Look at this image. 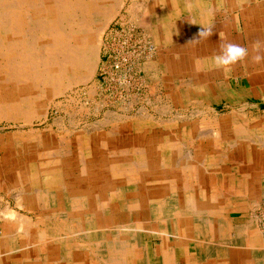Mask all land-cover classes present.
Listing matches in <instances>:
<instances>
[{"label": "rangeland", "instance_id": "374dc122", "mask_svg": "<svg viewBox=\"0 0 264 264\" xmlns=\"http://www.w3.org/2000/svg\"><path fill=\"white\" fill-rule=\"evenodd\" d=\"M7 1L17 5L0 2L4 77L9 61L33 54L20 41L33 27L30 0ZM37 1L50 23L55 5ZM68 1L67 16L83 23L74 40L82 41L91 71L70 68L53 87L26 91L10 81L0 88V227L9 223L5 232L23 236L13 211L35 228L27 232L51 241L88 238L94 250L159 239L175 229L178 211L193 216L190 200L214 190V170L264 146V0ZM8 37L20 52L7 51ZM226 43L248 55L218 65Z\"/></svg>", "mask_w": 264, "mask_h": 264}, {"label": "crops", "instance_id": "0c3cea01", "mask_svg": "<svg viewBox=\"0 0 264 264\" xmlns=\"http://www.w3.org/2000/svg\"><path fill=\"white\" fill-rule=\"evenodd\" d=\"M240 159L210 174L216 178L214 190L209 189L213 191L188 202L189 209H202L201 212L194 211L193 216L186 219L184 209L178 211L175 229L171 234L160 233V240L152 236L144 241L135 238L127 245H121L117 240L113 245L103 244L94 250L88 238L63 237L51 241L52 237L45 239L40 233L27 232L35 229L29 224L22 230L17 228L24 232L22 237L15 236L5 232L10 225L6 223L0 227V264H116V261L117 264H264V230L259 217V207L264 199V146L248 149ZM191 203L195 205L192 208Z\"/></svg>", "mask_w": 264, "mask_h": 264}, {"label": "bare ground", "instance_id": "6f19581e", "mask_svg": "<svg viewBox=\"0 0 264 264\" xmlns=\"http://www.w3.org/2000/svg\"><path fill=\"white\" fill-rule=\"evenodd\" d=\"M17 1V0H15ZM43 1V0H42ZM54 5H55V13H54V19H52V21H49L46 19L47 18V11L44 9V5L43 3L40 1H33L30 0L31 4V9H32V15L30 16V20L33 22V27H28L27 29H23L22 31H26L27 35L30 36L29 40L26 39V37H22V39L20 40L22 43L26 44L28 43V45L33 49V54L32 55H28L29 57H21L19 63H15L14 64L12 62L9 61V66L10 69L7 72V76L4 77L3 75H1L0 73V88L5 87V86H9L10 81H12V83H15V86H17V88L20 87L21 88H25L24 90L29 91L30 89H32L31 85L32 84H38L40 85L41 83H43L45 86H50L53 87L57 81L62 77L65 76L66 71L69 70L70 68H74L76 66H83L86 68V70L91 71V65L89 60L87 61L85 59V52H84V47L82 48V41H76L75 39V34H74V30L81 28L83 25V23L81 22H77L78 24L75 25L76 23V19L73 16H67L68 13V9L70 7H72L73 2L72 1H68V0H50ZM74 1V0H73ZM99 0H93V2H98ZM137 1V0H136ZM0 2H2V6H5L6 4H8L7 0H1ZM105 2V1H104ZM13 3V5H12ZM110 3V2H109ZM119 3V2H118ZM116 4V3H115ZM135 4V3H132ZM147 4V3H146ZM9 6H16L17 3L16 2H9L8 4ZM110 5V4H109ZM74 6V5H73ZM115 6V5H114ZM131 6V5H130ZM129 6V9H130ZM137 6V5H136ZM100 8V7H99ZM207 8V7H205ZM82 3H80V10L82 11ZM115 9V8H114ZM110 10V9H108ZM137 10V9H136ZM226 10V9H224ZM102 11V10H101ZM139 10H137L136 12L138 13ZM181 11V10H180ZM201 11V10H200ZM207 11V10H206ZM133 12V11H132ZM140 12V11H139ZM70 13V12H69ZM115 13V12H114ZM137 13H135V15L137 16ZM144 13V12H143ZM71 14V13H70ZM105 14V13H104ZM139 14V13H138ZM104 15H102L103 17ZM110 16V15H109ZM112 16V15H111ZM146 16V15H144ZM201 17V16H200ZM208 17V16H207ZM214 18V17H213ZM110 19V18H109ZM203 19V18H202ZM6 20V19H5ZM4 22L6 23V20ZM239 20V19H238ZM135 21V20H134ZM239 22V21H238ZM4 23V25H5ZM96 24V23H95ZM203 24V23H202ZM238 24V23H237ZM103 25V24H102ZM105 25V24H104ZM95 29V28H94ZM97 29V28H96ZM100 29V28H98ZM87 30V26L85 27L84 31ZM95 31V30H94ZM38 32H43V35L48 36L47 40L42 39L39 36ZM101 32V31H100ZM95 35V34H94ZM111 35V34H110ZM158 35V34H157ZM8 36V35H7ZM101 37V36H100ZM118 37V36H117ZM93 38H95L93 36ZM102 38V37H101ZM89 39V38H88ZM92 39V38H91ZM96 39V38H95ZM94 39V40H95ZM31 41V42H30ZM74 41V42H73ZM221 41V40H220ZM30 42V43H29ZM91 42V41H90ZM97 42V41H95ZM102 42V41H101ZM84 43V42H83ZM93 43V42H92ZM221 44V43H220ZM85 45V44H84ZM88 45V44H87ZM85 45V46H87ZM100 45V44H99ZM103 45V44H102ZM98 46V45H97ZM222 46V45H221ZM2 47V44L0 43V48ZM5 47L7 49V51L12 50V51H16V52H20V45L18 43V41L15 39H13V37H8L7 39V43L5 44ZM91 48V49H90ZM87 46V51L88 53H90V50H93V47ZM106 48V47H105ZM99 49V48H98ZM97 49V50H98ZM100 50V49H99ZM106 50V49H105ZM91 51V53H92ZM115 51V50H114ZM0 52H2L0 50ZM3 53V52H2ZM96 55V54H95ZM88 57V56H87ZM91 57V56H90ZM3 59V58H1ZM8 59V58H7ZM23 64V66H20V64ZM95 64V63H94ZM97 66V65H96ZM143 67V66H142ZM155 67V66H154ZM82 69V68H81ZM3 70V69H2ZM96 71V70H95ZM2 72V71H1ZM95 73V72H93ZM91 73V74H93ZM90 74V73H88ZM79 76V75H78ZM68 77V76H67ZM72 77V76H71ZM82 77V76H81ZM85 77V76H84ZM158 77V76H157ZM83 78V77H82ZM186 78V77H185ZM184 78V79H185ZM233 78V77H232ZM81 79V78H80ZM188 79V78H187ZM192 79V78H191ZM227 79V78H226ZM26 82L25 84L23 82ZM78 82V81H76ZM152 82V81H151ZM185 82V81H184ZM190 82V81H189ZM80 83V82H79ZM153 83V82H152ZM188 83V81H187ZM219 83V82H218ZM249 83V82H248ZM60 84V83H59ZM178 84V83H177ZM73 85V84H72ZM220 85V84H219ZM183 87V85H181ZM208 86V85H207ZM247 86V85H246ZM91 87V86H90ZM151 87V86H150ZM248 87V86H247ZM58 88V87H57ZM50 89V88H49ZM53 89V88H52ZM157 90V89H156ZM207 90V89H206ZM242 90V89H241ZM50 91V90H49ZM53 91V90H52ZM68 91V89H67ZM48 92V91H47ZM51 92V91H50ZM155 92V91H154ZM210 92V91H209ZM92 93V92H91ZM165 93V92H164ZM244 93V92H242ZM60 95V94H59ZM63 95V94H62ZM163 95V94H162ZM227 95V94H226ZM45 96V95H44ZM49 97V96H48ZM167 97V96H166ZM229 97V96H228ZM246 97V96H245ZM212 98V97H211ZM263 98V97H262ZM160 99V97H159ZM241 99V98H240ZM154 100V99H153ZM194 100V99H193ZM222 100V99H221ZM158 101V100H157ZM160 101V100H159ZM195 101V100H194ZM214 101V100H213ZM6 103V102H5ZM52 106V105H51ZM202 106V105H201ZM16 107V106H15ZM11 108V107H10ZM141 109V108H140ZM192 109V108H191ZM2 110V109H1ZM10 110V109H9ZM7 110V111H9ZM182 110V109H181ZM75 111V110H74ZM109 111V110H108ZM107 111V112H108ZM116 111V110H115ZM261 111V110H260ZM21 112V111H20ZM81 112V111H80ZM7 113V112H6ZM17 113V111H16ZM105 113V112H104ZM110 113V112H109ZM143 113V112H142ZM259 113V112H258ZM32 114V113H31ZM36 114V113H35ZM39 114V112H38ZM123 114V113H122ZM15 115V114H14ZM110 115V114H109ZM135 115V114H134ZM140 115V114H139ZM182 115V114H181ZM247 115V114H245ZM20 116V115H18ZM82 116V115H81ZM114 116V115H113ZM16 117V116H15ZM34 117V116H33ZM32 117V119H33ZM39 117V116H38ZM132 117V116H131ZM164 117V116H163ZM172 117V116H171ZM22 118V117H21ZM185 118V117H184ZM109 119V118H108ZM183 119V118H182ZM16 120V119H15ZM30 124V123H29ZM75 124V123H74ZM73 124V125H74ZM190 124V123H189ZM203 124V123H202ZM108 125V124H107ZM104 126V125H102ZM241 128V127H240ZM234 129V128H233ZM113 134V133H112ZM199 134V133H198ZM242 134V133H241ZM243 135V134H242ZM111 136V135H110ZM114 136V135H112ZM241 136V135H240ZM226 138V137H225ZM229 140V139H227ZM229 142V141H228ZM156 143V142H155ZM154 143V144H155ZM212 143V142H211ZM244 144V142H243ZM64 145V144H63ZM102 145V144H101ZM204 146V145H203ZM37 147V146H36ZM46 147V146H45ZM43 148V147H42ZM207 148V147H206ZM115 149V148H114ZM117 149V148H116ZM215 149V148H214ZM232 149V148H231ZM60 150V149H59ZM119 150V149H118ZM121 151V150H120ZM109 152V151H108ZM162 152V151H161ZM233 152V151H232ZM33 153V152H32ZM110 153V152H109ZM149 153V152H148ZM147 153V154H148ZM253 153V151H252ZM255 153V152H254ZM55 155V154H54ZM112 155V154H111ZM53 156V155H51ZM56 156V155H55ZM61 156V155H60ZM67 156V155H66ZM107 156V155H106ZM123 156V155H121ZM229 156V155H228ZM64 157V156H63ZM118 157V156H117ZM120 157V156H119ZM148 157V156H147ZM25 159V158H24ZM166 159V158H165ZM108 160V159H107ZM106 160V161H107ZM139 160V159H138ZM141 160V159H140ZM146 160V159H145ZM109 161V160H108ZM143 161V160H141ZM95 162V161H94ZM103 162V161H102ZM234 162V161H233ZM232 162V163H233ZM247 162V161H246ZM253 162V161H252ZM94 164V163H93ZM165 164V163H164ZM241 164V163H240ZM67 165V164H66ZM101 165V164H99ZM171 165V164H170ZM247 165V164H245ZM138 166V165H137ZM142 166V165H141ZM233 166V165H232ZM242 166V165H241ZM123 167V166H122ZM121 167V168H122ZM140 167V166H139ZM240 167V166H238ZM64 168V167H63ZM67 168V167H66ZM84 168H86L84 166ZM231 168V167H230ZM239 169V168H238ZM248 169V168H247ZM264 169V168H263ZM22 170V169H21ZM40 170V169H39ZM38 170V171H39ZM65 170V169H64ZM67 170V169H66ZM87 170V169H86ZM250 170V169H249ZM23 171V170H22ZM149 171V170H148ZM240 171V170H239ZM143 172V171H142ZM232 172V171H231ZM241 172V171H240ZM14 173V172H13ZM140 173V172H138ZM249 173V172H247ZM143 174V173H142ZM144 175V174H143ZM22 178L24 175H22ZM87 176V175H86ZM129 176V175H128ZM134 176V174L132 175ZM235 176V175H234ZM6 177V176H5ZM222 177V176H220ZM147 178V176L145 177ZM139 179V178H138ZM172 179V178H171ZM221 179V178H220ZM234 179V178H233ZM159 180V179H158ZM129 181V180H128ZM160 181V180H159ZM163 181V180H162ZM166 181V180H165ZM177 181V179H176ZM145 182V181H144ZM171 182V181H170ZM146 183V182H145ZM219 183V182H218ZM221 183V182H220ZM147 184V183H146ZM25 185V184H24ZM170 186V185H169ZM254 186V184L252 185ZM66 188V187H65ZM247 188V187H246ZM252 188V187H251ZM19 189V188H18ZM244 189V188H243ZM254 189V188H252ZM16 190V188L14 189V191ZM63 190V189H62ZM168 190V189H167ZM171 190V189H170ZM238 190V189H237ZM236 190V191H237ZM13 192V190H12ZM16 192V191H15ZM31 192V191H30ZM29 192V193H30ZM214 193V192H213ZM263 193V192H262ZM5 194V193H4ZM17 194V193H16ZM64 194V193H63ZM231 194V193H230ZM239 194V193H238ZM6 195V194H5ZM21 195V194H20ZM32 195V194H31ZM94 195V193H93ZM223 195V194H222ZM14 196V195H13ZM64 196V195H63ZM78 196V195H77ZM95 196V195H94ZM141 196V195H140ZM178 196V195H177ZM185 195H183L184 197ZM17 197V196H16ZM16 197L14 198L16 200ZM50 197V196H49ZM68 197V196H67ZM74 197V196H73ZM72 197V198H73ZM186 198V197H185ZM65 199V198H64ZM200 199V198H199ZM12 200V199H11ZM69 200V199H68ZM179 200V199H178ZM186 200V199H185ZM213 200V199H212ZM67 202V201H66ZM99 202V201H98ZM179 202V201H178ZM186 202V201H185ZM192 202V201H191ZM65 203V202H64ZM187 203V202H186ZM185 203V205H187ZM199 202L197 201V204ZM208 203V202H207ZM76 204V203H75ZM99 204V203H98ZM196 204V205H197ZM202 205H204L203 203H201ZM206 204V203H205ZM71 205V204H70ZM85 205V204H84ZM93 205V204H92ZM102 205V204H101ZM149 205V204H148ZM192 208V206L194 207V204H189ZM22 206V205H21ZM68 206V205H67ZM182 206V205H181ZM180 206V207H181ZM184 206V205H183ZM199 207V205H197ZM196 206V207H197ZM207 206V205H206ZM210 206V204H209ZM52 207V206H51ZM65 207V206H64ZM78 207V206H77ZM179 207V209H181ZM203 207V206H201ZM2 208V206H1ZM60 208V207H59ZM85 208V207H83ZM124 208V207H123ZM206 208V207H205ZM245 208V207H244ZM25 209V208H24ZM56 209V208H55ZM76 209V208H75ZM87 209V208H86ZM188 209V208H186ZM199 209V208H197ZM214 209V208H213ZM251 209V208H250ZM59 210V209H58ZM57 210V211H58ZM84 210V209H83ZM89 210V209H88ZM96 210V209H95ZM102 210V209H101ZM202 210V209H201ZM201 210H199L201 212ZM207 210V209H206ZM211 210V209H210ZM216 210V209H215ZM236 210V209H235ZM245 210V209H244ZM8 211V210H7ZM30 211V210H29ZM28 211V212H29ZM38 211V210H37ZM93 214H94V209L92 210ZM181 211V210H180ZM196 211V208L195 210ZM193 211V212H194ZM198 211V210H197ZM196 211V212H197ZM198 211V212H199ZM251 211V210H250ZM88 212V211H87ZM85 210V213H87ZM190 212V211H189ZM192 212V213H193ZM209 212V211H207ZM1 213V212H0ZM4 213V212H3ZM36 213V211H35ZM110 213V212H109ZM210 213V212H209ZM213 213V211L211 212ZM215 213V212H214ZM249 213V212H248ZM42 214V213H41ZM106 214V213H105ZM191 214V212H190ZM201 214V213H200ZM221 214V213H220ZM254 214V213H253ZM2 215V213H1ZM5 215V214H4ZM107 215V214H106ZM182 215V214H181ZM199 215V214H198ZM209 215V214H208ZM215 214H213L214 216ZM231 215V214H230ZM251 215V214H250ZM8 216H12L16 219L19 220L21 226L26 227L25 224L30 223L29 221H25L23 217H21L18 214H15L13 211L10 212V214ZM27 216V215H26ZM88 216V215H86ZM90 216V215H89ZM88 216V217H89ZM1 217V216H0ZM37 217V216H36ZM170 217V216H169ZM258 217V216H257ZM260 217V216H259ZM5 218V217H4ZM8 218V217H7ZM93 218V217H92ZM166 218V217H164ZM207 218V217H206ZM37 219V218H36ZM40 219V218H38ZM55 219V218H54ZM72 219V218H71ZM83 219V218H82ZM85 219V217H84ZM201 219V218H200ZM2 220V219H0ZM8 220V219H7ZM29 220V219H28ZM46 220V219H45ZM57 220V219H56ZM93 220V219H92ZM158 220V219H157ZM169 220V219H168ZM167 220V221H168ZM246 220V219H245ZM17 221V220H16ZM58 221V220H57ZM95 221V219H94ZM134 221V220H133ZM201 221V220H200ZM215 221V220H214ZM15 222V221H14ZM34 222V220H33ZM40 222V221H37ZM53 222V221H52ZM78 222V221H77ZM82 222V221H81ZM86 222V221H85ZM105 222V221H104ZM143 222V221H142ZM202 222V221H201ZM48 223V222H47ZM108 223V221H107ZM106 223V224H107ZM127 223V222H126ZM136 223V222H135ZM169 223V222H168ZM259 223V222H258ZM4 224V223H3ZM16 224V223H15ZM14 224V225H15ZM45 224V223H44ZM84 224V223H83ZM132 224V223H131ZM149 224V223H148ZM202 224V223H201ZM227 224V223H226ZM6 225V224H5ZM35 225V223H34ZM33 225V226H34ZM39 225V224H38ZM51 225V224H50ZM60 225V224H59ZM90 225V224H89ZM89 225L87 224V226L89 227ZM108 225V224H107ZM167 225V224H166ZM258 225V224H257ZM16 226V225H15ZM18 226V225H17ZM36 226V225H35ZM115 226V224H114ZM118 226V225H117ZM12 227V226H11ZM21 227V228H22ZM60 227H62L60 225ZM87 227V228H88ZM132 227V226H131ZM137 228V227H136ZM141 228V227H140ZM159 228V227H158ZM28 229V228H27ZM43 229V228H42ZM112 229V228H111ZM125 228H123L124 230ZM221 229V228H220ZM2 230V229H1ZM14 230V229H13ZM20 230V229H19ZM29 230V229H28ZM53 230V229H52ZM109 230V229H108ZM107 230V231H108ZM113 230V229H112ZM120 230V228H119ZM126 230V229H125ZM135 230V228H134ZM133 230V231H134ZM256 230V229H255ZM33 231V230H32ZM36 231V230H35ZM132 231V232H133ZM221 231V230H220ZM48 232V231H47ZM101 232V231H100ZM126 232V231H124ZM214 232V231H213ZM227 232V230H226ZM261 232V231H260ZM52 233V232H51ZM80 233V232H79ZM111 233V232H110ZM116 233V232H115ZM121 233V232H120ZM134 233V232H133ZM37 234V233H36ZM61 234V233H60ZM83 234V233H82ZM87 234V233H86ZM102 234V233H101ZM114 234V233H113ZM63 235V234H62ZM68 235V234H67ZM85 235V234H84ZM104 235V234H103ZM108 235V234H105ZM128 235V234H127ZM130 235V233H129ZM143 235V234H142ZM38 236V235H36ZM60 236V235H59ZM80 236V235H78ZM83 236V235H82ZM98 236V233H97ZM125 236V235H123ZM134 236V235H133ZM141 236V235H140ZM224 236V235H223ZM44 237V236H43ZM50 235L48 237H46L47 239H49ZM52 237V236H51ZM64 237V236H63ZM92 237V236H90ZM118 237V235H117ZM136 237V236H134ZM139 237V236H138ZM215 237V236H214ZM11 238V236L9 237ZM45 238V239H46ZM73 238V237H71ZM141 238V237H140ZM219 238V237H218ZM244 238V237H243ZM246 238V237H245ZM55 239V238H54ZM99 239V238H97ZM119 239V238H118ZM234 239V238H233ZM64 240V239H63ZM77 240V239H76ZM115 240V239H114ZM129 240V239H128ZM160 240V239H159ZM240 240V239H239ZM244 240V239H243ZM10 241V239H9ZM111 241V240H110ZM113 241V238H112ZM141 241V240H140ZM44 242V241H43ZM98 242V241H97ZM123 242V241H122ZM222 242V241H221ZM40 243V242H39ZM45 243V242H44ZM43 243V245H45ZM62 243V242H61ZM99 243V242H98ZM114 243V242H113ZM148 243V242H147ZM263 243V242H261ZM102 244V243H101ZM121 244V243H120ZM126 244V243H125ZM143 244V243H142ZM141 244V245H142ZM152 244V243H151ZM36 245V244H34ZM39 245V244H38ZM113 245V244H112ZM122 245V244H121ZM124 245V244H123ZM140 245V244H139ZM211 245V244H210ZM244 245V244H243ZM41 246V245H40ZM70 246V245H69ZM100 246V245H99ZM107 246V245H106ZM62 247V245H61ZM94 247V246H93ZM114 247V246H113ZM117 247V246H116ZM121 247V246H120ZM139 247V246H138ZM176 247V246H175ZM212 247V246H211ZM253 247V246H252ZM259 247V246H258ZM264 247V246H263ZM45 248V246L43 247V249ZM63 248V247H62ZM108 248V247H107ZM243 248V247H242ZM15 249V248H14ZM37 249V248H36ZM42 249V248H41ZM114 249V248H113ZM177 249V248H176ZM232 249V248H231ZM121 250V249H120ZM152 250V249H151ZM186 250V249H185ZM99 251V250H98ZM102 251V249H101ZM109 251V250H108ZM111 251V250H110ZM115 251V249H114ZM118 251V250H117ZM116 251V252H117ZM130 251V250H129ZM197 251V250H196ZM212 251V250H211ZM209 251V252H211ZM246 251V250H245ZM35 252V251H34ZM37 252V250H36ZM103 252V251H102ZM113 252V250L111 251ZM110 252V253H111ZM138 252V251H137ZM213 252V251H212ZM251 252V251H250ZM259 252V251H258ZM120 253V251H119ZM190 253V251H189ZM195 253V252H194ZM264 253V252H263ZM149 254V253H148ZM207 254V253H206ZM1 255V254H0ZM97 255V254H95ZM145 255V254H144ZM254 255V253L252 254ZM171 256V255H170ZM242 256V255H241ZM248 256V255H247ZM246 256V257H247ZM256 256V255H254ZM100 257V256H99ZM116 257V256H115ZM114 257V258H115ZM177 257V256H176ZM244 257V256H243ZM91 258V257H90ZM103 258V257H102ZM113 258V257H112ZM113 258V259H114ZM1 259V258H0ZM147 259V258H146ZM171 259L172 256H171ZM105 260V259H104ZM163 260V259H162ZM53 262V261H52ZM95 262V261H94ZM109 262V260H108ZM125 262V261H124ZM135 262V261H134ZM102 263V262H101ZM153 263V262H152ZM160 263V262H159ZM108 264V263H107ZM115 264V262H114ZM117 264V261H116ZM151 264V263H150ZM174 264V263H173Z\"/></svg>", "mask_w": 264, "mask_h": 264}, {"label": "clouds", "instance_id": "9594fccd", "mask_svg": "<svg viewBox=\"0 0 264 264\" xmlns=\"http://www.w3.org/2000/svg\"><path fill=\"white\" fill-rule=\"evenodd\" d=\"M248 55V49L238 44L226 43L222 46L221 53L215 57V62L221 66H230L243 60ZM261 57H257L260 60Z\"/></svg>", "mask_w": 264, "mask_h": 264}, {"label": "built area", "instance_id": "2783aa9c", "mask_svg": "<svg viewBox=\"0 0 264 264\" xmlns=\"http://www.w3.org/2000/svg\"><path fill=\"white\" fill-rule=\"evenodd\" d=\"M259 215L261 219V225L264 230V199L262 200L260 207H259Z\"/></svg>", "mask_w": 264, "mask_h": 264}]
</instances>
